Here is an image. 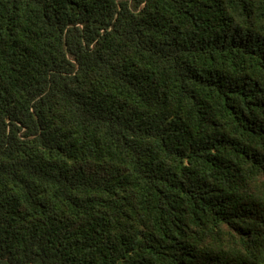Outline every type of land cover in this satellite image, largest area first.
<instances>
[{
  "label": "trees",
  "instance_id": "16d2710c",
  "mask_svg": "<svg viewBox=\"0 0 264 264\" xmlns=\"http://www.w3.org/2000/svg\"><path fill=\"white\" fill-rule=\"evenodd\" d=\"M0 264H264V0H0Z\"/></svg>",
  "mask_w": 264,
  "mask_h": 264
}]
</instances>
